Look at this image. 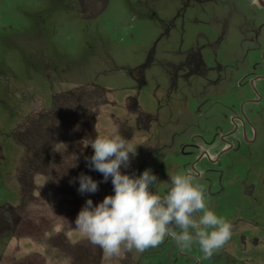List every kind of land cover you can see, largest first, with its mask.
Listing matches in <instances>:
<instances>
[{"label":"rangeland","instance_id":"374dc122","mask_svg":"<svg viewBox=\"0 0 264 264\" xmlns=\"http://www.w3.org/2000/svg\"><path fill=\"white\" fill-rule=\"evenodd\" d=\"M263 12L255 0H0V264H264ZM116 126L136 145L122 174L150 169L163 196L191 172L232 224L211 259L170 236L108 258L75 229L86 200L114 195L83 141ZM81 173L95 193L78 191Z\"/></svg>","mask_w":264,"mask_h":264},{"label":"clouds","instance_id":"9594fccd","mask_svg":"<svg viewBox=\"0 0 264 264\" xmlns=\"http://www.w3.org/2000/svg\"><path fill=\"white\" fill-rule=\"evenodd\" d=\"M83 144L93 149L89 167L105 181L111 177L114 195H106L95 206L86 200L75 218V229L108 258L122 257L132 249L143 253L170 236L181 249L198 244L204 258L211 259L231 239L232 224L209 210L204 189L193 182V173L170 176L168 190L161 196L150 190L157 182L150 169L139 176L121 173V167L129 166V154L136 155V145L120 134L118 126L111 136L97 135ZM62 145L65 150L67 146ZM75 166L73 162L71 167ZM78 179L80 193L98 190L90 176L81 173Z\"/></svg>","mask_w":264,"mask_h":264},{"label":"flooded vegetation","instance_id":"af4514ba","mask_svg":"<svg viewBox=\"0 0 264 264\" xmlns=\"http://www.w3.org/2000/svg\"><path fill=\"white\" fill-rule=\"evenodd\" d=\"M255 2L258 4V6H260L264 10V0H255ZM260 58H263V62H264V49L260 53ZM250 83L252 84V87L254 88V83H255L254 80H250ZM219 182H220V180H219Z\"/></svg>","mask_w":264,"mask_h":264}]
</instances>
